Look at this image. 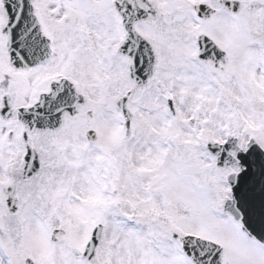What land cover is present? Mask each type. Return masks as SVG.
<instances>
[{
    "label": "snow or ice",
    "instance_id": "6c2138e0",
    "mask_svg": "<svg viewBox=\"0 0 264 264\" xmlns=\"http://www.w3.org/2000/svg\"><path fill=\"white\" fill-rule=\"evenodd\" d=\"M0 264H264V0H0Z\"/></svg>",
    "mask_w": 264,
    "mask_h": 264
}]
</instances>
